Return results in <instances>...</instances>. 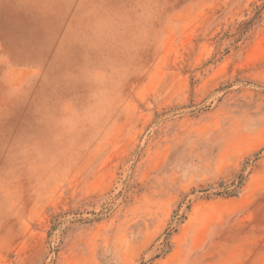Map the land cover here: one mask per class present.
Listing matches in <instances>:
<instances>
[{"label":"rangeland","instance_id":"374dc122","mask_svg":"<svg viewBox=\"0 0 264 264\" xmlns=\"http://www.w3.org/2000/svg\"><path fill=\"white\" fill-rule=\"evenodd\" d=\"M157 3L113 78L133 0H0V264H264V0Z\"/></svg>","mask_w":264,"mask_h":264},{"label":"clouds","instance_id":"9594fccd","mask_svg":"<svg viewBox=\"0 0 264 264\" xmlns=\"http://www.w3.org/2000/svg\"><path fill=\"white\" fill-rule=\"evenodd\" d=\"M158 11L157 0H133L132 10L121 18L118 41L114 39L111 27L87 26L76 44L92 57L89 67L113 78L130 73L133 69V57L137 54L143 38L153 34L152 26ZM98 103L100 102L93 100V104ZM102 112V108H98L95 115L100 116ZM43 122L46 123L45 116ZM40 140L42 139L32 138L18 142L10 152L19 161H26L32 155V145Z\"/></svg>","mask_w":264,"mask_h":264},{"label":"trees","instance_id":"16d2710c","mask_svg":"<svg viewBox=\"0 0 264 264\" xmlns=\"http://www.w3.org/2000/svg\"><path fill=\"white\" fill-rule=\"evenodd\" d=\"M244 177H243V175H241L240 177H239V181H238V184H237V186H236V188L235 189H233L232 191H224V192H222V193H219V194H221V195H226V196H229V197H236V196H238L239 195V192H240V189L243 187V185H244ZM171 234L170 233H168L167 234V238H166V244H167V246H168V250L171 248L170 247V244L168 243V237L170 236Z\"/></svg>","mask_w":264,"mask_h":264}]
</instances>
